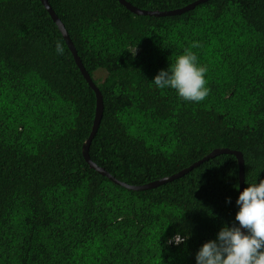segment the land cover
<instances>
[{"label":"trees","instance_id":"trees-1","mask_svg":"<svg viewBox=\"0 0 264 264\" xmlns=\"http://www.w3.org/2000/svg\"><path fill=\"white\" fill-rule=\"evenodd\" d=\"M47 1L101 91L96 164L140 186L229 148L243 155L245 188L264 180V0H207L163 16L117 0ZM128 1L164 11L195 0ZM194 41L208 68L200 102L152 82ZM94 111L40 0H0V264H196L206 242L238 226L234 155L128 189L83 156ZM177 233L186 243L168 244Z\"/></svg>","mask_w":264,"mask_h":264},{"label":"clouds","instance_id":"clouds-1","mask_svg":"<svg viewBox=\"0 0 264 264\" xmlns=\"http://www.w3.org/2000/svg\"><path fill=\"white\" fill-rule=\"evenodd\" d=\"M199 47L198 41L192 42L184 54L177 57L175 63H171L167 70H160L152 81L155 86L159 89L176 90L184 101H203L209 95L210 89L205 86L208 68L198 64V56L192 51L193 48ZM56 51L63 55L64 48L59 41ZM226 202L230 203L231 198H227ZM236 204L239 205V211L235 220L239 222V226L235 223L231 227L224 226L215 240L206 242L198 251L196 264H264V180L244 188ZM187 239V235L182 237L177 233L167 243L180 245L186 243Z\"/></svg>","mask_w":264,"mask_h":264},{"label":"water","instance_id":"water-1","mask_svg":"<svg viewBox=\"0 0 264 264\" xmlns=\"http://www.w3.org/2000/svg\"><path fill=\"white\" fill-rule=\"evenodd\" d=\"M121 5L123 4L128 10L132 11L133 13L136 14H148V15H154V16H163V15H173V14H179L182 12H185L189 9H192L195 5L207 1V0H195L183 7L180 8H176V9H171V10H164V11H159V10H148V9H141L133 4H131L129 1L127 0H117ZM40 2L42 3V5L45 7L46 11L48 12L50 18L52 19V21L55 23L56 27L58 28L59 32H61L63 38L65 39L72 55L74 58L75 63L77 64V66L80 69L81 74L83 75L84 79L86 80L87 84L93 89L94 93H95V112H94V118H93V122H92V126H91V130L90 133L87 137V139L85 140V142L83 143L82 146V153L83 156L85 158V160L88 162L89 166L93 169H95L97 172H99L100 174L108 177L111 181H113L115 184L123 186L125 188L128 189H132V190H136V191H140L142 189H148L150 187H155L161 183L167 182V181H171L173 179H176L182 175H184L185 173H187L189 170H191L193 167H196L197 165H199L202 161L207 160L209 158H212L216 155L219 154H232L236 157L237 160V164H238V180H239V189H238V197L240 195V193L244 190V159H243V155L240 151H236V150H231L229 148H218V149H214L213 151H211L207 156H205L203 159L194 162L193 164H191L190 166L181 169L180 171L169 175V176H164L161 177L159 179H155L153 181H149L143 185L140 186H130L127 185L124 182H121L119 180H117L116 178H114L109 172H107L103 167L98 166L94 161H92V159L90 158L89 155V148L91 145V142L93 140V136L97 130V127L100 123L101 117H102V112H103V102H102V95L101 92L99 90V88L95 85V83L93 82L92 78L90 77L89 73L87 72V70L85 69V67L83 66L81 59L79 58V55L77 54V50L73 44V42L70 39V36L68 34V32H66L62 22L60 21V19L58 18V16L54 13V11L52 10L50 4L48 3L47 0H40ZM238 211H239V206H238ZM238 226H239V222H238ZM242 231H244V229H242Z\"/></svg>","mask_w":264,"mask_h":264},{"label":"rangeland","instance_id":"rangeland-1","mask_svg":"<svg viewBox=\"0 0 264 264\" xmlns=\"http://www.w3.org/2000/svg\"><path fill=\"white\" fill-rule=\"evenodd\" d=\"M103 72H98V71H96V73H95V77H98V76H102L103 77Z\"/></svg>","mask_w":264,"mask_h":264}]
</instances>
